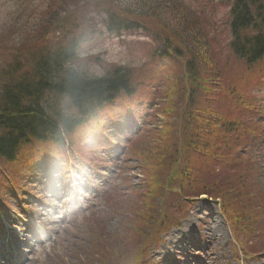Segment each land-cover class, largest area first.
I'll use <instances>...</instances> for the list:
<instances>
[{"label":"rangeland","instance_id":"1","mask_svg":"<svg viewBox=\"0 0 264 264\" xmlns=\"http://www.w3.org/2000/svg\"><path fill=\"white\" fill-rule=\"evenodd\" d=\"M231 4L158 0L157 26L147 17V0H0V89L1 71L16 60L21 73L33 76L37 61L73 46L78 57L71 66L93 77L123 69L138 87L100 107L64 144L34 140L16 162L0 161V237L10 246L0 245V264H264V71L254 89L245 85L262 62L248 67L230 52ZM172 7L207 23L209 48L202 44L197 54L205 79L195 109L181 79L192 45L184 44L175 22L165 28ZM130 9L145 15V28L139 22L138 30L112 32L109 14L121 20ZM168 45L170 57L160 56ZM185 91L184 104L178 103ZM209 94L215 96L210 142L216 131L227 143L207 159L219 164L182 182L180 193L170 173L179 176L187 165V140L195 136L184 126L199 110L211 112L203 101ZM153 106L158 113L150 111L143 125ZM132 114L138 135L111 130L117 120L130 125ZM229 123L234 133L222 128ZM163 143L167 164L158 169L151 159L158 160ZM183 193L192 202H178Z\"/></svg>","mask_w":264,"mask_h":264},{"label":"trees","instance_id":"2","mask_svg":"<svg viewBox=\"0 0 264 264\" xmlns=\"http://www.w3.org/2000/svg\"><path fill=\"white\" fill-rule=\"evenodd\" d=\"M147 3L148 6L144 8L151 13L147 17L158 26V22L162 23V17L158 15V0H147ZM231 6L228 23L231 34V41L228 43L230 52L247 66L262 62L264 60V0H232ZM125 13L123 17L119 16L121 20L116 14H109L108 23L112 32L120 29L138 30L136 24L139 22L145 28L143 13L132 9ZM169 14L172 19H165L164 22L168 26L165 28L171 30L175 22L176 27L181 31L177 34L184 44L192 45L189 47L190 58L184 65L187 73L183 71L181 79L190 85L188 107L195 109L200 85L202 86L205 79L198 72V63L201 60L197 59V54L200 56L202 44L206 50L209 48L204 42L202 31L207 23L205 20L198 19L197 14L190 18L182 9L172 7L169 9ZM159 54L162 57H170V52L165 48ZM77 57V48L73 46L50 53L37 61L33 76L21 73L22 64L19 60L1 71L6 73L2 78L5 83L0 89V161L2 163L12 162L14 158L16 161L25 150L24 145L31 144L34 140L51 141L56 145L64 144L67 142V137L92 118L100 107L113 99L122 98V95L129 97L138 88L132 85L131 75H127L123 69L99 77L83 73L77 67L70 65ZM181 79L180 76L178 79L175 75L173 81L176 80L178 83ZM174 93L175 91L172 90L171 96ZM185 96L186 91L179 94L178 103L184 104ZM207 100L211 98L204 96L205 109L208 110L210 103H207ZM211 117L210 113L203 115L199 110L198 114L189 117L185 123L184 127L193 130V137L195 136L194 141L187 140L190 157H188L187 165L184 162V166L181 165L179 176L173 175V170L170 173L173 184L179 180L178 192L180 193L182 182L192 181L196 175L212 169L219 164L217 162H220L218 158L207 162L211 155L221 152L220 144L227 143L224 139H217L216 131L213 133L216 139L210 142L212 132L208 127L215 126V121ZM222 128L225 131L235 132L233 125H223ZM167 154L165 144L158 145V160L153 155L151 159L154 163H158V169L166 166ZM168 164L170 165L169 160ZM175 198L181 202L180 194H177Z\"/></svg>","mask_w":264,"mask_h":264},{"label":"bare ground","instance_id":"3","mask_svg":"<svg viewBox=\"0 0 264 264\" xmlns=\"http://www.w3.org/2000/svg\"><path fill=\"white\" fill-rule=\"evenodd\" d=\"M21 161H22V160H21ZM12 171H14V169H13ZM208 237H209L211 240H213V241H214V239H215L216 242L220 240L219 237H218L217 235H215V237H214V236H212L211 234H209Z\"/></svg>","mask_w":264,"mask_h":264}]
</instances>
